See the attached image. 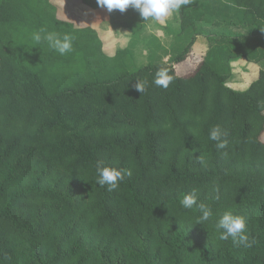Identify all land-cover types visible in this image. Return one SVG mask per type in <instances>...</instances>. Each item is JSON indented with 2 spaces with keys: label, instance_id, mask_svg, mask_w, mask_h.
<instances>
[{
  "label": "trees",
  "instance_id": "16d2710c",
  "mask_svg": "<svg viewBox=\"0 0 264 264\" xmlns=\"http://www.w3.org/2000/svg\"><path fill=\"white\" fill-rule=\"evenodd\" d=\"M56 12L51 0H0V264H264V0H192L176 12L168 63L138 69L153 19L107 11L113 33L130 35L108 56L94 29ZM40 28L73 36V51L36 44ZM199 36L204 56L177 74ZM238 60L260 68L244 91L226 86ZM160 67L174 77L167 89L153 83ZM97 161L131 175L109 191ZM193 189L213 212L202 224L180 205ZM226 210L246 217L250 247L219 239Z\"/></svg>",
  "mask_w": 264,
  "mask_h": 264
},
{
  "label": "clouds",
  "instance_id": "9594fccd",
  "mask_svg": "<svg viewBox=\"0 0 264 264\" xmlns=\"http://www.w3.org/2000/svg\"><path fill=\"white\" fill-rule=\"evenodd\" d=\"M97 5L105 8L108 12L118 10L124 13L129 7L139 13V16L144 20L149 18L164 22L167 17L174 12H178L183 6L189 5L192 0H96ZM262 31V30H261ZM32 39L36 44L47 42L49 48L53 49L59 55L63 56L73 51L74 37L69 34L63 36L48 32L43 28L33 32ZM174 77L169 74L167 67H160L155 73L153 83L156 86L167 89L173 82ZM147 81L136 80L134 88L142 93L146 90ZM226 133L220 126H214L209 132V139L216 142L218 150L227 147V140L224 139ZM97 185L103 187L107 185L109 191H114L119 187V183L124 179L125 175H131L130 171H124L105 166L102 161L96 163ZM219 199V197H216ZM180 205L185 210H191L194 206L199 210L200 216L196 223L202 224L210 220L213 216L212 209L206 203H198L196 190L183 195L180 200ZM216 230L219 232L220 240H228L231 238L234 245L250 247L249 236L247 233L246 217L235 215L232 211H224L219 215L215 223Z\"/></svg>",
  "mask_w": 264,
  "mask_h": 264
},
{
  "label": "rangeland",
  "instance_id": "374dc122",
  "mask_svg": "<svg viewBox=\"0 0 264 264\" xmlns=\"http://www.w3.org/2000/svg\"><path fill=\"white\" fill-rule=\"evenodd\" d=\"M51 1L52 4L56 6L57 16L65 21H71L73 24H75V26L88 25V23L86 22L87 19H90V16L88 14H90V12L92 11H95L86 6L85 8L83 5L78 4L77 2H71L70 0ZM100 19L101 18H99L98 20ZM178 21V16L176 12H174L171 16L167 17L164 22L155 21V24L151 26V29L147 30V32L145 33V37L138 38V45L134 49L131 59L133 69L141 68L142 66H145L148 63L152 62V60L155 61L157 59H160L162 63H168L169 57H167L166 54L173 41V36L164 37L163 35H170V31H177ZM105 23H107V21ZM101 32H106V30H102ZM151 34H156L160 37H155ZM121 38L122 39L115 37V39H117L116 49L123 47L126 43L127 37ZM118 39L121 40L120 44H118ZM152 39H157L160 42L162 50L157 51L153 47H149L148 44ZM112 43L114 45V41ZM208 46L209 43L205 38L201 36L197 37L196 43L192 47L191 53L189 54L187 59L183 63L174 65L176 73L179 75H189L193 73L197 64L204 56V53L206 52ZM150 56L152 58H150ZM230 67L231 77L227 81L226 86L235 91L246 90L250 86V84L257 79L260 69L257 65L248 63L245 60L232 62ZM261 140L264 143V132L261 135Z\"/></svg>",
  "mask_w": 264,
  "mask_h": 264
},
{
  "label": "crops",
  "instance_id": "0c3cea01",
  "mask_svg": "<svg viewBox=\"0 0 264 264\" xmlns=\"http://www.w3.org/2000/svg\"><path fill=\"white\" fill-rule=\"evenodd\" d=\"M85 7V6H84ZM86 8V7H85ZM90 16V19H87L86 22L88 23L87 26H89L90 28L94 29L101 42H102V51L108 55V56H113L114 53L117 51V50H120V49H124L126 47H128V43L130 41V35L128 32L122 30L121 32H118V36L113 34L112 30L110 29V27L108 25H106V21H108V13L105 9H99V10H95V11H92L90 12V14H88ZM99 18H101L100 20H98ZM104 21V22H103ZM157 22V21H156ZM155 24V20H153L146 28L145 30L142 32V34L139 36V37H145V33L147 32V30L151 29V26H153ZM107 26V27H106ZM106 27V28H105ZM102 30H106V32H101ZM177 31H173L171 32L170 31V35L169 34H164L163 36L164 37H172V34L175 33ZM105 33V34H104ZM153 35V34H151ZM149 36V35H148ZM153 36L155 37H160L156 34H154ZM115 37H118L120 39H122L121 37H127V40H126V43L123 47L121 48H117L116 49V42H117V39H115ZM106 38V39H105ZM114 41V45H113V42ZM120 41L118 39V44H120ZM111 43V44H110ZM122 44V43H121Z\"/></svg>",
  "mask_w": 264,
  "mask_h": 264
}]
</instances>
